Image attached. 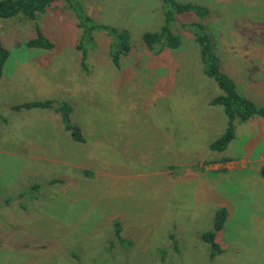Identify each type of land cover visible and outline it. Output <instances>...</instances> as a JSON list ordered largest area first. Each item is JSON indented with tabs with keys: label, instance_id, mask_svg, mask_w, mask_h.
<instances>
[{
	"label": "rangeland",
	"instance_id": "rangeland-1",
	"mask_svg": "<svg viewBox=\"0 0 264 264\" xmlns=\"http://www.w3.org/2000/svg\"><path fill=\"white\" fill-rule=\"evenodd\" d=\"M80 1L96 21L129 30L132 49L119 67L99 32L90 71L82 69L80 30L64 3L38 20L51 49L25 44L33 21L0 20L10 50L0 80V113L10 120L0 122V264H264V118L237 119L227 148L210 149L228 118L211 104L223 91L181 25L198 17H178L183 48L155 53L142 35L162 25L161 0ZM184 1L210 8L204 21L223 70L264 106V0ZM46 99L72 107L85 142L53 110L32 108L39 113L22 120L6 107ZM24 138L32 157L19 150ZM222 207L223 251L211 257L201 233ZM114 220L131 244L119 242Z\"/></svg>",
	"mask_w": 264,
	"mask_h": 264
},
{
	"label": "trees",
	"instance_id": "trees-1",
	"mask_svg": "<svg viewBox=\"0 0 264 264\" xmlns=\"http://www.w3.org/2000/svg\"><path fill=\"white\" fill-rule=\"evenodd\" d=\"M163 23L158 30L145 31L142 35L143 45L148 51L159 53L162 51H178L184 47L183 35L174 29L178 17L181 15H194L198 19L181 22V25L189 29L198 44L203 70L206 75L214 79L222 89V93L211 99V104L223 106L228 118L225 132L210 143V148L215 151H223L235 137V121L247 120L253 116L264 118V106L258 105L254 100L242 93L234 79L223 70L222 60L218 53V37L215 31L210 30L208 23L204 21L210 15V8L200 2L184 0H161ZM65 6L73 13L76 24L80 30L77 48L82 52L81 67L84 71H90L88 56L98 46L96 35L105 32L110 38L109 55L117 67L123 55L129 54L132 49L131 35L128 29L119 28L96 21L86 10L80 0H0V20L23 16L22 19L35 23V35L26 39L25 44L33 48L51 49L55 46L54 41L41 29L39 17L52 5ZM23 24V23H20ZM27 25V24H26ZM27 29V26H22ZM10 55L9 48L5 45L0 34V78L3 75L4 64ZM47 108L61 115L64 129L78 142H85L86 138L81 127L76 124L71 116L72 107L64 100L46 99L25 101L12 106L14 110ZM0 119L7 118L0 113ZM87 174L91 172H87ZM59 178L52 179L57 182ZM38 186L37 184L33 187ZM227 217L225 207L218 209L214 216V226L210 230L201 233L202 239L209 243L211 257L223 251L222 246L216 240L217 232L220 231ZM115 236L124 245L131 244L127 237L121 233L120 220H114Z\"/></svg>",
	"mask_w": 264,
	"mask_h": 264
},
{
	"label": "crops",
	"instance_id": "crops-1",
	"mask_svg": "<svg viewBox=\"0 0 264 264\" xmlns=\"http://www.w3.org/2000/svg\"><path fill=\"white\" fill-rule=\"evenodd\" d=\"M260 69H261V68L258 69V72H259ZM2 77H3V75H2ZM2 77L0 78V80L2 79ZM257 91H258V90H256V89L253 90V92H254L255 94H257ZM245 95H246V94H245ZM30 101H31V100H30ZM32 101H33V100H32ZM12 106H13V105H6L7 108L9 107L8 109H9L10 111L17 112V114H20L22 120H24V119L26 118V114H27L28 112H29V113H30V112L39 113V112H37L38 110H31L32 108H31V109L14 110V109H12ZM48 110L51 111V109H46L45 111L48 112ZM57 115H59V114L57 113ZM21 119H20V122L22 121ZM1 121H2V120L0 119V122H1ZM5 122H6V124H7V123L10 122V120L7 118V121H3V123H5ZM0 125H1V123H0ZM62 127H63V129H64L63 124H62ZM18 128H19V127H18ZM18 128H17V129L14 128L13 130H11V129L8 130V132H7L8 134H6V135H9V136H7V140H10V136H11L10 133H11V132L16 133V132L18 131ZM66 132L70 135V133H69L68 131H66ZM70 136H71V135H70ZM71 138H72V136H71ZM72 139H73V138H72ZM24 140H25V146H26V148L24 147V145H22V146L19 147V150H20L21 153H23L25 156L32 157V156H29V155L27 154V151H26V150L30 147V141L28 142L27 139H25V138H24ZM209 147H210V146H209ZM3 148H4V149H2V150H5V151H6V150H11V149H5V146H3ZM210 149H211V148H210ZM211 150H212V149H211ZM36 155H37V154H34V156H36ZM34 158H38V157H34ZM261 165H262V164H261ZM261 165H260V171H262V170L264 169L263 165H262L263 169L261 168ZM77 167H78V168H83V167L85 168V165H84V164H82V165H77ZM263 171H264V170H263Z\"/></svg>",
	"mask_w": 264,
	"mask_h": 264
}]
</instances>
